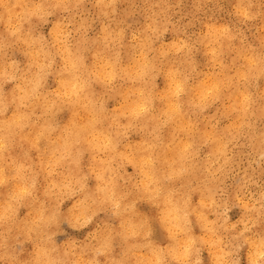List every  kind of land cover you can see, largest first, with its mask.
I'll return each mask as SVG.
<instances>
[{"label": "clouds", "instance_id": "1", "mask_svg": "<svg viewBox=\"0 0 264 264\" xmlns=\"http://www.w3.org/2000/svg\"><path fill=\"white\" fill-rule=\"evenodd\" d=\"M0 264H264V0H0Z\"/></svg>", "mask_w": 264, "mask_h": 264}, {"label": "rangeland", "instance_id": "2", "mask_svg": "<svg viewBox=\"0 0 264 264\" xmlns=\"http://www.w3.org/2000/svg\"><path fill=\"white\" fill-rule=\"evenodd\" d=\"M170 38H171V37H168V39H170ZM146 207H147V206H142V210H143V209H146ZM158 235H160V234H158Z\"/></svg>", "mask_w": 264, "mask_h": 264}]
</instances>
